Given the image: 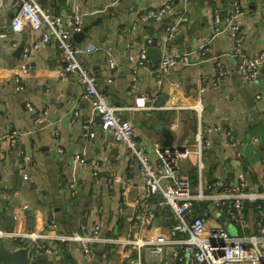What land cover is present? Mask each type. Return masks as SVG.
<instances>
[{
	"label": "crops",
	"instance_id": "0c3cea01",
	"mask_svg": "<svg viewBox=\"0 0 264 264\" xmlns=\"http://www.w3.org/2000/svg\"><path fill=\"white\" fill-rule=\"evenodd\" d=\"M231 1L121 0L112 4V0H38L42 7L65 11L68 17L74 4L80 6L83 30L74 40L77 47L90 48L80 59L96 75L97 87L120 108L121 115L133 121L140 147L153 158L158 147L187 148L189 155L180 161L178 174L191 180L195 188L201 181L235 180L244 174L247 189L264 193V64L257 79L243 78L238 59L225 55L234 47V39L227 32L213 37L212 51L203 61L192 53L191 63L172 67L161 84L146 67L134 80L128 60L147 37L157 38L149 46L159 49L157 58L149 53L153 64L164 49L177 55L199 49L213 35L214 14ZM165 3L170 5L167 19L180 18L174 37L167 41L162 23L142 20L145 9ZM241 3L243 12L238 20L244 33L243 52L254 55L264 51V0ZM15 7L14 0H0V227L36 230L50 238L21 245L13 238H0V255L27 244V253L33 258L40 254L42 245L54 247V254L45 252L47 257H41L39 264H100L102 260L130 264L127 254L141 256L145 264H185L173 256L176 244H166L162 261H158L151 255L150 246L121 242L136 237L166 241L183 233L174 229L172 211L159 197L147 194L145 176L129 150L109 131L89 134L88 120L94 118L99 123L98 115L82 98L83 86L76 75L61 74L64 58L58 43L41 45L32 54L33 69L20 70L24 46L30 45L39 32L27 22L20 29L12 27L14 16L10 14ZM20 46L22 52L18 51ZM108 47H114L118 61L113 69L106 62ZM213 55L221 58L226 77H219ZM18 76L22 89H17ZM202 81L206 88L199 92ZM141 92L152 98L146 108L136 102ZM199 102L204 105L201 117L195 108ZM156 122L170 130L172 137L168 138L172 140L158 130ZM212 126L219 130L209 132ZM199 130L212 140L210 146L202 147V175L197 154ZM13 132L17 133L14 140L10 137ZM166 140L171 143L165 145ZM96 162L101 165L97 175ZM118 176L121 181L115 180ZM73 180L76 187L72 189L68 184ZM145 200L150 204L147 218L135 227ZM246 214L247 224L239 227L218 214L213 202L200 201L195 202L192 217L205 216L203 234L215 226L232 235L258 232L264 225V199L248 201ZM82 224H99L101 236L108 239L97 244L90 255L77 242L56 239L57 235L81 230ZM0 264H4L1 259Z\"/></svg>",
	"mask_w": 264,
	"mask_h": 264
},
{
	"label": "built area",
	"instance_id": "2783aa9c",
	"mask_svg": "<svg viewBox=\"0 0 264 264\" xmlns=\"http://www.w3.org/2000/svg\"><path fill=\"white\" fill-rule=\"evenodd\" d=\"M121 0H112V4ZM20 4L18 14L12 19V27L20 29L24 23H29L31 29L39 32L30 45L24 46L22 52V63L20 70L23 72L33 69L32 54L41 45L52 41L58 43L64 58V64L60 68L63 76L75 74L79 83L83 86L82 98L88 101L96 115H99L101 122L97 123L94 118L88 120L89 134L97 131L112 132L117 142L124 145L129 152L137 159L138 168L145 176L146 191L149 196L159 197L160 203L166 205L174 214L177 232L183 236L166 241L148 240L142 237L125 238L121 242L133 246H150L151 255L158 261H162L164 246L166 244L178 245L174 251V258L185 264H264V225H261L258 232L232 235L225 228L215 226L209 233L203 234L202 230L206 223L205 216L192 217L195 202L211 201L215 204L218 214L225 215L236 226L244 227L247 224L246 204L248 201H259L264 199V193L246 188V177L240 174L235 180L229 179L222 181L220 178L211 182L202 181L195 188L191 180L181 177L178 174L180 161L187 158L189 151L184 147H158L156 157L153 158L143 147H140L135 139V125L132 120L121 115L119 107L115 106L109 96L97 87V77L90 68L81 61V54L88 52L90 48L81 49L77 47L74 35L83 30L82 20L84 13L78 4H74L72 15L66 16L65 11L52 12L42 7L38 0H14V5ZM170 9L168 3L157 8L148 7L142 13L144 22H157L165 26V40L174 37L175 30L180 18L173 21L167 19ZM241 0H232L231 4L217 11L213 16V35L199 49L192 50L181 55L174 54L167 49L160 54L157 63L151 62L149 46L153 44L152 37L146 38V43L131 52L128 60L131 64L133 79L137 80V74L143 67L149 69L156 81L161 84L170 72L171 68L177 64H190L192 53H196L203 61L211 51V41L217 34L227 32L234 39V47L225 55H230L238 59V70L243 78L253 81L257 79L264 64V51L254 55H247L243 52L244 33L238 17L242 14ZM1 36H4L3 34ZM107 65L110 69L116 68L118 61L114 47H108ZM216 61V69L219 77H226L228 72L219 56L211 57ZM112 81V78L108 79ZM17 89H22L20 77H16ZM175 86H179L177 82ZM134 87V86H133ZM203 81L199 82V92L205 90ZM152 98L141 92L136 95V102L139 106L146 108V102ZM34 111L32 105H28ZM199 116H202L204 105L199 102L195 107ZM77 112H75V116ZM41 120V119H40ZM217 126L208 128L209 132L217 131ZM17 133L13 132L10 137L13 139ZM199 144L197 154L199 156L198 167L200 175L203 174L205 167L202 159V147L210 146L212 140L204 138L202 131L197 134ZM14 140V139H13ZM233 145H237L236 142ZM62 152L63 149L59 148ZM81 161L83 160L80 159ZM76 161H79L76 159ZM95 174L101 171L99 163L94 164ZM116 181H121L118 176ZM114 182L113 180L110 183ZM69 188H75L76 182L73 180L68 184ZM127 195L128 190L124 191ZM141 218L135 221V227L144 222L147 218L146 213L150 209V204L145 200L142 207ZM53 227L57 224L51 221ZM13 238L18 245L24 242H38L49 239L50 235L36 230L11 231L0 227V238ZM61 242H77L83 252L87 255L96 251L97 244H103L107 238L101 236L99 224H82L81 230L64 233L56 236ZM41 249L52 256L55 252L53 246L42 245ZM130 264H145L141 256L132 257L127 254ZM100 264H107L102 260Z\"/></svg>",
	"mask_w": 264,
	"mask_h": 264
},
{
	"label": "water",
	"instance_id": "95a60500",
	"mask_svg": "<svg viewBox=\"0 0 264 264\" xmlns=\"http://www.w3.org/2000/svg\"><path fill=\"white\" fill-rule=\"evenodd\" d=\"M20 9V4L15 7L13 12L10 14L11 17L18 14ZM154 42H157V38H154ZM23 46H20L18 51L22 52ZM149 53L153 58H157L159 49L156 46H152L149 49ZM98 120L101 122V118L98 115ZM155 126L159 128L158 130H161L165 136L172 137L170 135V130L167 128H164L160 123L156 122ZM112 133V132H111ZM169 140H172V138H168ZM171 143V142H169ZM166 140L164 142L165 145L169 144ZM165 147V146H164ZM27 244L23 247H18L16 249H13V251H5L0 255V259L4 264H39L37 258L30 257L26 250Z\"/></svg>",
	"mask_w": 264,
	"mask_h": 264
},
{
	"label": "trees",
	"instance_id": "16d2710c",
	"mask_svg": "<svg viewBox=\"0 0 264 264\" xmlns=\"http://www.w3.org/2000/svg\"><path fill=\"white\" fill-rule=\"evenodd\" d=\"M191 183H192V185H195V184H193L192 181H191ZM194 183H195V182H194ZM39 252H40V254L37 256L38 263L41 261V260H40L41 257H42V258L47 257L46 254H45V250H44V249L42 250V249L40 248V249H39ZM42 258H41V259H42ZM50 263H51V262H50ZM48 264H49V262H48Z\"/></svg>",
	"mask_w": 264,
	"mask_h": 264
},
{
	"label": "rangeland",
	"instance_id": "374dc122",
	"mask_svg": "<svg viewBox=\"0 0 264 264\" xmlns=\"http://www.w3.org/2000/svg\"><path fill=\"white\" fill-rule=\"evenodd\" d=\"M230 233H232V232H230Z\"/></svg>",
	"mask_w": 264,
	"mask_h": 264
}]
</instances>
